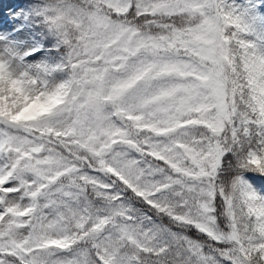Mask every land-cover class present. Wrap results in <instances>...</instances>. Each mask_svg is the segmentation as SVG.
I'll return each instance as SVG.
<instances>
[{
    "label": "snow or ice",
    "instance_id": "1",
    "mask_svg": "<svg viewBox=\"0 0 264 264\" xmlns=\"http://www.w3.org/2000/svg\"><path fill=\"white\" fill-rule=\"evenodd\" d=\"M0 264H264V0H0Z\"/></svg>",
    "mask_w": 264,
    "mask_h": 264
}]
</instances>
